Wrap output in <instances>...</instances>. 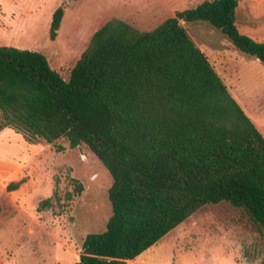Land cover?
Wrapping results in <instances>:
<instances>
[{"label":"trees","instance_id":"16d2710c","mask_svg":"<svg viewBox=\"0 0 264 264\" xmlns=\"http://www.w3.org/2000/svg\"><path fill=\"white\" fill-rule=\"evenodd\" d=\"M239 3L206 1L150 31L114 17L69 79L37 50L0 46V132L13 129L29 144L86 145L113 179L112 216L87 235L76 264L136 260L208 204L243 210L264 236V135L182 24L208 23L264 63V42L238 27ZM64 16L63 6L53 13L52 41ZM71 182L65 194L56 183L39 211L80 196L83 184Z\"/></svg>","mask_w":264,"mask_h":264},{"label":"rangeland","instance_id":"374dc122","mask_svg":"<svg viewBox=\"0 0 264 264\" xmlns=\"http://www.w3.org/2000/svg\"><path fill=\"white\" fill-rule=\"evenodd\" d=\"M166 1L169 7L160 9ZM206 1L152 0L156 4L147 8L136 0H0V45L37 50L69 79L93 34L110 19L132 14L133 26L152 30L176 11ZM60 6L65 16L52 41V17ZM182 24L264 135V63L208 23ZM237 24L241 33L264 42V0H240ZM20 135L12 141L20 142L13 153L22 164L15 180L23 181V189L15 197L0 193V264H76L87 235L104 231L112 216L113 179L86 145L71 149L64 138L56 145L29 144ZM72 178L83 184V193L63 207L55 201L39 211L56 183L61 194L72 190ZM127 264H264V236L243 210L228 202L208 204Z\"/></svg>","mask_w":264,"mask_h":264},{"label":"crops","instance_id":"0c3cea01","mask_svg":"<svg viewBox=\"0 0 264 264\" xmlns=\"http://www.w3.org/2000/svg\"><path fill=\"white\" fill-rule=\"evenodd\" d=\"M136 1L142 2L147 8L154 6V3L156 4V2L150 3V1L152 0H136ZM129 2L132 5V0H129ZM169 5L170 4H168V2L166 1L164 4L161 3L159 7L160 9H163L162 7H169ZM121 18H123L122 20L126 18L128 23L132 25V14H129L128 16L125 15ZM126 19L124 21H126ZM136 28L142 31H150V30H145V28H142L137 25H136ZM0 46H4V45H0ZM20 137L21 135L19 133H17L15 130L10 129V128H7L3 130L2 132H0V185H6V186H0V193H3V191H5L6 193L11 194L12 197H15V193L23 189L20 185V187L16 190H12V191L8 190L9 184L14 183L16 181L18 182V180H15V179L16 177L19 176V172L22 170L21 168L22 164L18 160L19 157L16 155L17 152L13 153V150H14L13 148L17 147L20 142L17 141L16 143L12 141L14 139L20 140ZM21 158L22 157H20V159ZM15 204L18 205L17 202Z\"/></svg>","mask_w":264,"mask_h":264}]
</instances>
